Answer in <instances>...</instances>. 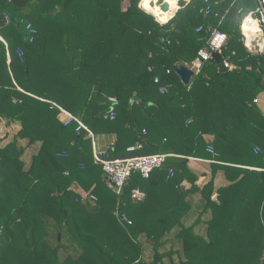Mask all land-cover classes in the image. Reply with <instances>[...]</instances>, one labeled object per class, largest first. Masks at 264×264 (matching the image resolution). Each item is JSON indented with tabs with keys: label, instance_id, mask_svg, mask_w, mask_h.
Here are the masks:
<instances>
[{
	"label": "trees",
	"instance_id": "16d2710c",
	"mask_svg": "<svg viewBox=\"0 0 264 264\" xmlns=\"http://www.w3.org/2000/svg\"><path fill=\"white\" fill-rule=\"evenodd\" d=\"M177 6L160 22L139 0H0V120L20 122L0 145V264H264V114L254 102L264 91V51H248L240 28L258 0ZM213 28L227 35L220 64L203 60L183 84L173 65L191 66ZM59 107L96 144L110 139L111 157L164 153V165L112 191L88 132L65 124ZM35 145L26 166L23 152ZM189 157L215 161L202 187ZM218 170L227 183L215 188ZM134 188L142 199L131 198ZM84 193L97 199L82 201ZM195 193L200 212L186 224ZM206 213L205 235L196 233Z\"/></svg>",
	"mask_w": 264,
	"mask_h": 264
},
{
	"label": "built area",
	"instance_id": "2783aa9c",
	"mask_svg": "<svg viewBox=\"0 0 264 264\" xmlns=\"http://www.w3.org/2000/svg\"><path fill=\"white\" fill-rule=\"evenodd\" d=\"M152 2V1H151ZM205 2H208V0H205ZM157 3H155L156 5ZM159 4V3H158ZM210 11V6L207 5L205 7L204 13L208 14ZM4 17L6 19V22H10V18L7 14H4ZM158 21L157 16H155ZM247 18L253 19L257 26L260 29V32H264V0H258V6L255 9V15H252L251 13L248 14L241 23V31L244 35L243 43L245 39H247V34L242 30V25L245 22ZM162 22V21H160ZM26 29L28 30L29 34V41L32 42L35 38V35L37 34V31L31 27V25L28 23L26 25ZM227 41V35L224 32H221L220 30L213 28L210 34V37L207 40L206 45L199 49L197 52L198 57L193 60L190 67L194 72L199 70V67L201 65V62L203 60H208L212 58L213 52H220L222 56V48L226 44ZM17 56L19 57L20 61H23V55L24 51L21 48H18ZM229 66V62L227 60H224V67ZM169 72V69L166 71ZM153 81L155 83H159V77L155 76L153 78ZM159 92L164 93L167 92V87L164 85H160L158 88ZM108 101L110 102V107L108 112L106 113V116L109 119H114L115 113H114V106L118 103V99L114 96L108 97ZM255 101H257L255 99ZM60 108V107H59ZM63 120L65 124L70 123L71 121H75L78 125L76 127V130L84 129L88 132V135L92 139V152L94 157V162L99 163L102 167L103 171V178L105 180L106 185L109 189L112 191L119 193L123 190L124 185L126 184L127 180L131 176L133 172H138L141 177L148 178L152 172L156 169H160L165 162V159L167 157V154L164 153H152V154H143L138 156H130V157H111L108 154V151L113 149L112 144H107L104 149H97L95 142H94V135L92 131L83 124L76 116L71 114L70 112L60 108ZM141 147V144L138 143L133 146H129L127 148L128 151H133L135 149H139ZM207 150L213 155H216L212 149L211 146H208ZM255 152H259V148H255ZM173 171L170 169L168 170L167 177H172ZM144 197V193L139 188H134L131 191V198L134 200H140ZM86 199L96 200L97 197L93 193H84L81 196V200L84 201ZM116 215L121 223H127L130 224L131 220L126 216L123 212H116Z\"/></svg>",
	"mask_w": 264,
	"mask_h": 264
},
{
	"label": "crops",
	"instance_id": "0c3cea01",
	"mask_svg": "<svg viewBox=\"0 0 264 264\" xmlns=\"http://www.w3.org/2000/svg\"><path fill=\"white\" fill-rule=\"evenodd\" d=\"M175 7H176V5H175ZM177 8H178V6H177ZM177 8H176V10H177ZM257 29H261V28H259V27L253 28V32H250L249 35L247 34V36H251L252 34H254L257 31ZM0 39L5 43V41L3 40L2 37H0ZM243 39H244V37H243ZM244 45H245V43H244ZM245 47L248 51L255 53L251 49H249L247 47V45H245ZM255 99L257 101H255ZM254 102L257 104L258 108L264 114V91L260 92L254 98ZM61 118H63V115L61 116ZM0 121H2L4 123V125H7L5 123L4 119H1ZM204 139L206 141L211 140L212 136L204 135ZM104 140H105L104 145L99 144L101 146V148H98V144H96V141L94 139V142H95L97 149H104L107 144H112V143H107L110 139H104ZM213 163H215V161L213 159L189 157L188 165H189L190 169L193 170L198 175L197 184L199 185V187H202L205 183H207L211 179V177H212V164ZM226 183H227V181L224 178L223 172L218 170L217 173L215 174V178H214L215 188L222 186V185H226ZM182 185H183V187H182L183 190L188 189V187L190 186L188 181H184L182 183ZM188 199L191 200L192 209L190 211V214L188 215V218L186 219V224H191L196 220L197 215L200 212L199 207L201 206V195L199 193L191 194L188 196ZM205 219H206V216H203L202 220L200 222H198V224L195 226V229H200V232H202V234L205 233V227H206L205 226ZM143 243L145 244L144 256L146 258L147 257L149 258V257H151V247L144 240H143Z\"/></svg>",
	"mask_w": 264,
	"mask_h": 264
},
{
	"label": "water",
	"instance_id": "95a60500",
	"mask_svg": "<svg viewBox=\"0 0 264 264\" xmlns=\"http://www.w3.org/2000/svg\"><path fill=\"white\" fill-rule=\"evenodd\" d=\"M159 7H160V10L163 12H167L170 9V5L166 0H161L159 3ZM249 41H250V44L255 47L256 49L255 53H262L264 51V32H260L258 36L251 37ZM212 58L214 59L216 63L220 64L221 53L213 52ZM173 69L175 73L179 76L181 82L185 85H188L194 74V71L190 67H187L179 63H175L173 65ZM220 70H223V68L220 67Z\"/></svg>",
	"mask_w": 264,
	"mask_h": 264
},
{
	"label": "rangeland",
	"instance_id": "374dc122",
	"mask_svg": "<svg viewBox=\"0 0 264 264\" xmlns=\"http://www.w3.org/2000/svg\"><path fill=\"white\" fill-rule=\"evenodd\" d=\"M161 0H152L151 3H149L151 6H156V7H159V4ZM177 1L176 0V7H175V10L177 8ZM155 3H157L155 5ZM145 5V4H144ZM139 6L143 7L141 5V0H139ZM144 8V7H143ZM145 9V8H144ZM146 10V9H145ZM174 10V11H175ZM170 14V13H169ZM155 16V15H154ZM167 17V16H166ZM250 32H253V27L249 30V32H247V34L249 35ZM249 37V36H248ZM20 122H13L11 123L10 125H4V123L2 121H0V145L1 144H4L5 142L9 141L12 139V137L17 133L18 129L20 128ZM20 144L22 146H25L26 144V140L25 139H22V140H19ZM38 148V145H35V146H32V147H28L26 146L24 152H23V155H22V159L24 160V163L26 166H28L29 162H30V159H31V156L33 153L36 152ZM98 148H101L100 145H98ZM202 204V202H201ZM200 209V208H199ZM204 216H206V219H208L210 217V214L209 213H206ZM196 233H199V234H202V232H200V229H195L194 230ZM205 235V234H204ZM148 258V257H147Z\"/></svg>",
	"mask_w": 264,
	"mask_h": 264
},
{
	"label": "bare ground",
	"instance_id": "6f19581e",
	"mask_svg": "<svg viewBox=\"0 0 264 264\" xmlns=\"http://www.w3.org/2000/svg\"><path fill=\"white\" fill-rule=\"evenodd\" d=\"M150 1H152V0H145V1H144V4L147 5V7H145V8H146V10H147L148 12H150V13H152L153 15L157 16L158 19H159L160 21H163V19L168 15V13H169L171 7H172V6H175V3H176V0H166V1L169 3V5H170V9H169L167 12H163V11L160 10V7L151 6V5L149 4ZM252 27H253V28L257 27V28H258L256 22H255L253 19L247 18V19L245 20V22L243 23V25H242V30L247 34V32H249V30H250ZM259 33H260V29H257V31H256L254 34H252V35L249 36V37L247 36V39H245V45H247V47H248L249 49H251L253 52H256V49H255L254 46H252V45L250 44V41H249V40H250L251 37H253V36H258Z\"/></svg>",
	"mask_w": 264,
	"mask_h": 264
},
{
	"label": "snow or ice",
	"instance_id": "6c2138e0",
	"mask_svg": "<svg viewBox=\"0 0 264 264\" xmlns=\"http://www.w3.org/2000/svg\"><path fill=\"white\" fill-rule=\"evenodd\" d=\"M143 7H147V5H142Z\"/></svg>",
	"mask_w": 264,
	"mask_h": 264
}]
</instances>
